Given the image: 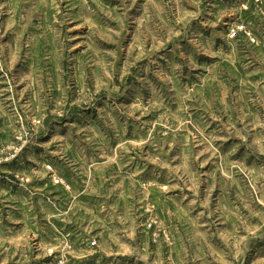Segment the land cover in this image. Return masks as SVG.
I'll list each match as a JSON object with an SVG mask.
<instances>
[{
    "label": "rangeland",
    "instance_id": "374dc122",
    "mask_svg": "<svg viewBox=\"0 0 264 264\" xmlns=\"http://www.w3.org/2000/svg\"><path fill=\"white\" fill-rule=\"evenodd\" d=\"M264 264V0H0V264Z\"/></svg>",
    "mask_w": 264,
    "mask_h": 264
},
{
    "label": "built area",
    "instance_id": "2783aa9c",
    "mask_svg": "<svg viewBox=\"0 0 264 264\" xmlns=\"http://www.w3.org/2000/svg\"><path fill=\"white\" fill-rule=\"evenodd\" d=\"M49 253L52 254V255H56L55 254V250H53V249H50ZM55 257H56L55 258V263L56 264H67L65 258L62 255L61 256L60 255H56Z\"/></svg>",
    "mask_w": 264,
    "mask_h": 264
}]
</instances>
